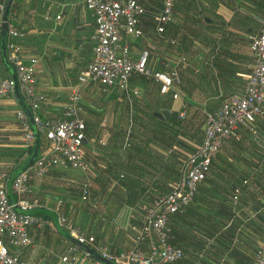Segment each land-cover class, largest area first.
<instances>
[{
	"label": "crops",
	"instance_id": "1",
	"mask_svg": "<svg viewBox=\"0 0 264 264\" xmlns=\"http://www.w3.org/2000/svg\"><path fill=\"white\" fill-rule=\"evenodd\" d=\"M138 1L146 13L140 19L143 35L128 39L132 55L145 49L153 71L176 69L179 96L173 99L170 93L162 94L159 83L140 74H133L125 89H104L97 84L81 88L80 115L86 127L83 148L89 167L86 176L98 193L97 199L94 203L81 202L84 175L70 168L52 167L42 179L31 178V195L41 203L31 211H46L35 214L46 224L43 228L30 227L32 243L21 249V257L32 264H58L67 254L74 255L78 264L96 260L59 231V214L94 236V243L86 245L98 253L101 245L113 255L130 249L139 227L138 211L132 208L163 194L175 177L165 169L168 161H173L170 154L187 153L184 145L173 144L168 149L151 140L150 113L168 110L170 115L179 114L184 105L188 124L181 127L178 137L194 149L196 140L203 137L205 124L194 121L216 111L227 96L244 91L254 59L248 35L259 28L264 0H176L173 18L162 32L156 30L155 15L163 0ZM2 3L0 0V6ZM9 24L20 33L16 41L24 55L39 58L34 89L43 101L37 113L43 120L60 118L78 75L93 59L95 23L84 0H13ZM7 74L0 61V79ZM19 108L15 95L0 97V174L10 175L31 154L22 146L16 116ZM257 132L264 138V118L258 122ZM41 141L42 148L46 143L43 136ZM234 148L242 149L240 155L251 163L238 165L227 175L220 165H214L215 157L207 180L198 186L193 200L181 214L171 216L170 242L184 252L183 259L174 264H252L264 243V185L235 183L237 179L264 176V164L257 167L262 146L251 134L239 131L221 149ZM216 170L227 175L222 184L210 181L220 175ZM75 174L82 178L75 180ZM238 185L241 193L236 202L233 196ZM142 188L146 190L141 197L128 205L127 192L139 194ZM230 206V218L224 217ZM232 222L238 226L232 242L235 253H219L216 236ZM210 226L217 229L212 235ZM70 247L77 249L70 252Z\"/></svg>",
	"mask_w": 264,
	"mask_h": 264
},
{
	"label": "built area",
	"instance_id": "2",
	"mask_svg": "<svg viewBox=\"0 0 264 264\" xmlns=\"http://www.w3.org/2000/svg\"><path fill=\"white\" fill-rule=\"evenodd\" d=\"M176 0H163L160 11L155 15L156 30L162 32L164 25L173 18ZM86 9L91 13L94 23L93 59L77 77L68 95L60 118L43 120L37 110L43 97L34 89L35 73L39 58L25 56L21 45L16 41L20 33L8 23L6 41L7 58L13 66L17 89L28 105L38 134L46 143L39 150L33 163L20 172L12 181L11 189L15 204L10 202L7 192L8 174H0V264H32L21 257V249L31 245L29 229L32 226L43 228L46 222L28 214L41 206L40 200L31 195L30 180L42 179L52 167L70 168L84 175L80 181L82 199H89L91 183L86 176L89 167L84 155L85 122L80 115L81 88L91 84L101 88L119 87L125 89L133 74L152 78L159 83L162 94L170 93L178 98L180 84L176 69L169 72L153 71L148 67L149 53L143 49L133 56L129 38L143 35L140 19L146 8L138 0H84ZM3 5L0 6V9ZM259 28L248 35L250 50L253 54V67L246 78L243 93L227 96L220 107L205 116L204 132L200 143L188 153L177 158L179 167L174 181L168 189L149 202H140L136 209L139 215L138 234L134 245L120 251L118 255L108 252L104 245L98 247L99 253L111 260L123 264H174L184 257L180 247L170 242L169 221L172 215L183 210L195 197L198 186L207 178L211 163L220 152L225 141L236 137L239 131L251 134L262 146L259 165L264 164V138L258 130V122L264 118V17L258 18ZM15 81L12 77L0 79V97L14 95ZM186 108L182 105L179 117L183 118ZM21 131L22 146L29 149L34 144V131L27 114L22 108L16 111ZM260 184H264L263 177ZM253 177L244 178L241 185L252 184ZM262 182V183H261ZM241 186L234 189V201L237 202ZM19 207L21 213L14 210ZM58 222L78 243L92 245L95 237L86 234L63 214ZM76 247H70L75 252ZM87 256L88 253L85 252ZM58 264H78L73 255H63ZM92 264H105L95 260ZM252 264H264V243L255 254Z\"/></svg>",
	"mask_w": 264,
	"mask_h": 264
},
{
	"label": "trees",
	"instance_id": "3",
	"mask_svg": "<svg viewBox=\"0 0 264 264\" xmlns=\"http://www.w3.org/2000/svg\"><path fill=\"white\" fill-rule=\"evenodd\" d=\"M5 0H3L4 3ZM2 3V4H3ZM0 61L3 64L2 61V56L0 53ZM6 77H10L9 74L6 75ZM150 121L153 123V126L151 127V133H152V140L155 139L156 141L160 142L161 144H163L165 147L171 148L173 146V144L175 145H184L185 146V150L188 152L192 151L193 147L192 146H188V144H185V142L181 141L178 138V134L182 133H178L176 130H180L182 127V118L179 117L178 113H174L172 112L170 115V118L168 120L162 121L156 117H154L152 114H150ZM175 129V130H174ZM41 134H39V146L41 148ZM182 143V144H181ZM196 143H200V139L196 140ZM183 146V147H184ZM186 147H188L186 149ZM32 148L27 149L29 153L32 152ZM172 152V151H171ZM171 158H173V161H168V165L166 166V172H171V174L175 175L174 179L176 178L177 174H178V167H179V163L177 158L180 156V154L176 153V152H172L171 154ZM173 164V165H172ZM213 164V161L211 163V166ZM257 167H258V162H257ZM167 168H170L169 171L167 170ZM207 178L204 180L206 181ZM238 181L235 183H242V180L237 179ZM264 180V177H263ZM203 181V182H204ZM260 182V178L259 177H253L251 180L252 184H258ZM260 184V183H259ZM146 190V188H142L139 194H136L135 192H127V197H126V202L128 205H134L135 202L137 201V199L139 197H141V195L143 194V192ZM183 211H180V214ZM223 212V211H222ZM231 206L229 208L228 212H223V216L224 217H229L231 216ZM179 212H177L176 214H174L175 216H178ZM45 217V216H42ZM230 218V217H229ZM225 224L226 223H222ZM211 231H209V234H213L214 232H216L217 229H215V227H211ZM238 226L236 223L232 222L228 227H226L223 231H221L217 236H216V240L220 243V247L219 253H224V251L229 250L232 253H235V250L232 246V242L234 240V238H236V235L238 234Z\"/></svg>",
	"mask_w": 264,
	"mask_h": 264
},
{
	"label": "water",
	"instance_id": "4",
	"mask_svg": "<svg viewBox=\"0 0 264 264\" xmlns=\"http://www.w3.org/2000/svg\"><path fill=\"white\" fill-rule=\"evenodd\" d=\"M12 2H13V0H5V2L3 4V8L1 10V14H0V53L2 56L3 63L10 73V77H12V79L15 81V87H14L15 99L18 101V103L20 104L22 109L27 114L30 125L34 131V144H33L32 152H31L29 158L27 159V161L24 165H22L20 168H18L13 173H11L7 179V192H8L9 198H10V202L12 204H15L14 195H13V192L11 189L12 181L20 172L26 170L35 160V158L38 154V151H39V134H38V132L35 128V125L33 123L32 113H31L29 107L25 104L22 96L20 95V93L17 89L16 76H15L14 68L9 63L8 58H7L6 41H7V33H8L9 12H10ZM154 116L158 117L161 120H165V119H169L170 112L168 110H163L161 112H155ZM14 210L19 212V213L22 212V211H20L19 207H17V206H14ZM43 212H46V211H44V210H36L35 211L34 210V211H29L28 214L35 215V214L43 213ZM56 217H57V228L59 229V231H61L66 237H68L73 242H75L77 245H79L81 248H83L94 259L101 261L105 264H123V263L111 261V260L103 257L101 254H99L98 252H96L92 248L88 247L86 244L78 243V241L74 237H72L68 233L66 234L62 230V227L58 222V216H56Z\"/></svg>",
	"mask_w": 264,
	"mask_h": 264
},
{
	"label": "rangeland",
	"instance_id": "5",
	"mask_svg": "<svg viewBox=\"0 0 264 264\" xmlns=\"http://www.w3.org/2000/svg\"><path fill=\"white\" fill-rule=\"evenodd\" d=\"M130 39V38H129ZM154 111L150 114H153ZM187 118L186 116L182 118V127H184V125H187L188 122H187ZM202 123H205V119L203 117H200L198 118L197 120L194 121V124H197V125H200ZM153 126V123L151 122V127ZM198 130V129H197ZM177 132H180L179 130H176ZM150 132V138H152V133L151 131L149 130ZM181 133V132H180ZM180 135V134H178ZM42 137V136H41ZM179 138V137H178ZM181 139V138H179ZM152 140V139H151ZM234 146V145H233ZM236 149L235 151H228V150H220V152L216 155V158L214 159V165L216 166H219L222 167L223 169H225V173L227 175H230L232 172H234V168H238V165H249L251 163L250 160L243 158L240 154L242 151L239 150V148H234ZM229 158V159H228ZM214 168V166H213ZM216 169V168H215ZM218 172V170H216ZM220 174V172H218ZM221 175V174H220ZM220 175H217V177L215 176L214 179L210 180L211 182H215L217 184H222L223 180H225L226 176H220ZM237 175H239V177H242V175H240V173L237 172ZM263 176V175H262ZM264 177V176H263ZM73 178L75 180H79L80 178H82V176L80 174H75V176H73ZM262 183V182H261ZM263 184V183H262ZM264 185V184H263ZM98 193H95L93 191V188H91V194H90V198L87 200V199H81V202L83 203H94L95 200L97 198H95L97 196ZM95 199V200H94ZM94 200V202H93ZM97 202V201H96Z\"/></svg>",
	"mask_w": 264,
	"mask_h": 264
}]
</instances>
